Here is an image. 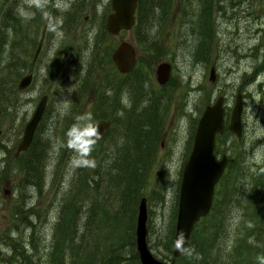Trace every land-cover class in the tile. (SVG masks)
Returning <instances> with one entry per match:
<instances>
[{"label": "rangeland", "instance_id": "obj_1", "mask_svg": "<svg viewBox=\"0 0 264 264\" xmlns=\"http://www.w3.org/2000/svg\"><path fill=\"white\" fill-rule=\"evenodd\" d=\"M21 3L22 0H0V38L7 37L0 49V165H3L0 167V257L9 253L7 235L19 237L21 246L25 242L23 247L32 255L33 264L47 260L62 192L75 188L78 168L89 169L77 166L75 153L66 147L64 119L88 114L92 122L103 111L112 122L115 114L123 117L130 110L143 118V122L146 116L149 120L151 116L156 117V122L157 118L160 120L155 149L145 164L144 182L138 181V197H145L148 247L158 258L168 259L163 234L171 222L174 200L176 208L181 166L203 106L216 95H222L227 123L234 94L239 91L241 136L236 139L226 133L222 140L216 137L215 153L243 155L245 165L264 162V0H172L166 15L164 8H160L153 17L152 29L157 36L145 46L136 44L133 27L117 34L105 31L103 22L110 9L109 0L106 3L105 0H47L43 8L25 5L32 14L29 19L18 15ZM175 3L179 14L175 12L177 18L172 20ZM8 6L14 19L4 37L3 14ZM52 7L57 12V26L31 65L33 45L45 13ZM64 15L73 19L68 27ZM27 32H33L29 38L26 35L28 42ZM120 40H130L136 49L134 68L127 75L118 72L109 57ZM48 59L56 66H45ZM162 60L170 64V70L168 79L159 84L154 78V67ZM210 64L214 68L213 80L208 79ZM28 70L32 72L31 82L18 89L19 76ZM102 78L105 86L101 87L98 83ZM102 88L107 89L105 94L112 101L100 104L95 110L94 98H89L103 92ZM43 92L49 95L47 120L43 128L34 131V136L35 144L38 141L39 149L45 154L40 157L34 176L30 170L28 176L24 165L27 150L17 157L12 153L27 115ZM254 94L260 95L259 104L253 101ZM152 103H156V110ZM105 140L96 143L92 154ZM25 180L32 183H24ZM3 189L7 192L3 193ZM97 191L95 224L100 228L94 230L101 239L95 241L99 254L112 245L128 244L134 223L131 231L127 229L129 235L123 236L129 213L125 215L126 208L111 209L107 197L106 203L101 198L107 191L102 188ZM79 195L76 192L77 198ZM135 214L136 209L134 215L130 212L133 222ZM23 219L31 220L32 226L24 227ZM30 232L33 247L22 240ZM115 233L121 234L120 239ZM124 249V263L133 264L129 245ZM0 264L9 263L2 259Z\"/></svg>", "mask_w": 264, "mask_h": 264}, {"label": "trees", "instance_id": "obj_2", "mask_svg": "<svg viewBox=\"0 0 264 264\" xmlns=\"http://www.w3.org/2000/svg\"><path fill=\"white\" fill-rule=\"evenodd\" d=\"M171 1L137 0L133 24V38L137 45L145 46L150 39H153L152 42L155 41L154 37L157 33H154L152 29L153 17L158 15L160 8H164L166 15ZM11 11V6H8L3 14L4 37L9 23L14 19ZM6 38H0V49ZM132 70L125 75L130 74ZM102 80L98 86H105ZM106 90L102 88L103 92L94 97L95 110L100 104L112 101V98L105 94ZM152 106L156 110V103H152ZM100 113L103 116L104 112ZM121 117L115 114L112 122L110 119V126L106 133L98 139L97 143L106 138L104 144L89 157L95 162V166L88 167L86 171L78 168L75 173L77 179L75 188L70 187L68 192H62L57 221L54 224L52 245L46 253L47 260L42 264L45 262L48 264H126L124 263L126 245H129V252L133 255V259L131 258L133 264H140L133 233L128 244L126 242L123 243L124 245L121 243L112 245L99 254L100 248L95 242L101 240L100 237L95 236L94 230L100 228V225L95 224L96 208L99 205L97 200L95 201L98 188L107 191L101 198H104L103 202L106 203L105 197H107L111 209L118 208L120 211L126 208L125 215L129 213L123 235L127 237L129 235L127 229L131 231L134 223L130 212L134 215L136 202L140 197H138L140 192L138 181L144 182L147 170L145 164L156 146L159 118L156 122V117L154 119L151 116L149 120L146 116L144 117L146 121L143 122V118L130 110ZM74 121L75 118L71 116L64 119L63 135L66 136L67 130ZM226 133L234 136L229 130H224L216 134L215 138L222 140ZM35 140L33 136L26 149L28 155L24 165L28 176V170L34 176L40 157H44L45 154L39 149L40 143L37 141L35 144ZM227 157L226 166L214 186L210 208L194 223L182 254L174 257L175 264H264V162L245 165L243 155L236 156L229 153ZM84 172L86 173L82 178ZM28 182L32 183V181ZM94 189L97 192L96 196L93 194ZM76 192H80L78 198L75 196ZM174 211L175 200L168 231L163 234V245L169 253V258L172 257ZM22 223L26 228L32 226L29 219H23ZM32 236L30 232L28 236L22 238L31 247H33ZM115 236L120 239L121 234L117 233ZM5 239L10 254L8 253L4 258L0 257V261L3 259L9 264L34 263L32 255L26 253L25 246L23 247L25 242L22 246L19 243V237L6 235ZM120 260L122 263H119Z\"/></svg>", "mask_w": 264, "mask_h": 264}, {"label": "water", "instance_id": "obj_3", "mask_svg": "<svg viewBox=\"0 0 264 264\" xmlns=\"http://www.w3.org/2000/svg\"><path fill=\"white\" fill-rule=\"evenodd\" d=\"M137 0H109L110 11L104 17V28L115 34L120 29L131 28ZM43 30L35 46L32 60L35 59L42 40ZM110 58L119 72H129L135 62V48L128 40H120L111 50ZM170 64L160 61L154 67V77L163 83L169 77ZM213 65L210 64L208 79L213 80ZM31 74H22L16 83L17 88H24L30 81ZM45 96H41L35 105L30 119L24 124L21 136L15 145L14 155L24 150L31 142L34 128L42 113ZM241 93L236 91L230 107L226 128L236 137L241 135ZM92 124L98 126L100 138L110 125L108 118L94 119ZM224 128L223 96L218 94L211 103L203 106L193 129L191 145L182 163L177 188V199L173 233L171 238V258L162 259L155 256L146 241V203L140 196L137 202L134 221V245L140 264H175L174 257L180 256L186 246L194 223L204 216L211 205L213 190L226 163L227 155L214 153L215 135ZM99 138V139H100ZM180 249V250H178Z\"/></svg>", "mask_w": 264, "mask_h": 264}, {"label": "clouds", "instance_id": "obj_4", "mask_svg": "<svg viewBox=\"0 0 264 264\" xmlns=\"http://www.w3.org/2000/svg\"><path fill=\"white\" fill-rule=\"evenodd\" d=\"M47 0H22V3L17 8L18 15L22 19L31 18V13L25 8H43ZM107 0H105V3ZM69 94L71 88L68 89ZM261 97L259 94H254L253 101L259 104ZM91 117L88 114L77 116L75 122L69 127L66 132V147L75 153L74 161L77 166L94 167L95 162L89 157L94 150V147L100 138V131L98 126L92 124ZM3 165H0L2 167ZM180 250V249H178Z\"/></svg>", "mask_w": 264, "mask_h": 264}, {"label": "flooded vegetation", "instance_id": "obj_5", "mask_svg": "<svg viewBox=\"0 0 264 264\" xmlns=\"http://www.w3.org/2000/svg\"><path fill=\"white\" fill-rule=\"evenodd\" d=\"M178 2V1H177ZM177 5H176V3H175V8H174V10H173V15H172V20L174 19H176L177 17L175 16V12L176 13H178L177 11V8H178V6L176 7ZM53 9H50V10H48V12L47 13H45V16H44V20H43V22H42V24H41V27H40V30H39V33H38V37H37V40H36V42H35V44L33 45V50H32V54H31V58H30V64L32 65L35 61H36V59H37V57H38V55L40 54V52H41V50H43L44 49V45H45V42H46V40H47V38L50 36V34H51V32H52V30H53V27H55V26H57L56 24H55V16L57 15V12L54 10V7H52ZM109 11H110V9H109ZM108 11V12H109ZM134 14H135V11H134ZM179 14V13H178ZM84 19H86V17L84 18ZM63 20H64V23H65V25L68 27L69 26V23L73 20L72 19V17H70L69 15H64L63 16ZM134 22H135V15H134ZM134 22H133V24H134ZM68 24V25H67ZM133 24H132V26H131V28L133 27ZM103 26H104V22H103ZM131 28H129V29H131ZM105 29V28H104ZM42 30H43V34H42V40H41V44H40V48H39V51H38V53H37V55H36V57H35V59H33L32 60V55H33V52H34V49H35V46H36V44H37V42H38V39H39V36H40V34H41V32H42ZM121 30H127V29H120L119 31H121ZM106 31V30H105ZM118 31V32H119ZM107 32V31H106ZM117 32V33H118ZM108 33V32H107ZM117 33H115V34H117ZM111 34V33H110ZM26 35H27V37L29 38L30 37V35L32 36L33 35V32H27L26 34H25V39H26V42H28V40H27V37H26ZM128 41H130V40H128ZM119 42V41H118ZM117 42V43H118ZM131 42V41H130ZM116 43V44H117ZM132 43V42H131ZM115 44V45H116ZM114 45V46H115ZM134 45V44H133ZM52 45L51 44H49L48 45V48H50ZM134 48H135V46H134ZM55 49H56V47L53 49V52H55ZM135 51H136V49H135ZM66 54V51H63V55H65ZM135 56H136V54H135ZM109 57H110V54H109ZM110 60H111V58H110ZM112 61V60H111ZM135 63V62H134ZM50 64L51 65H55L56 66V63L55 62H53V61H49V59H48V61L47 62H45V66H50ZM133 67H134V65H133ZM132 67V68H133ZM132 70V69H131ZM130 70V71H131ZM129 71V72H130ZM27 72H30V74H31V78H30V81H29V83L31 82V80H32V72L30 71V70H28ZM119 72V71H118ZM129 72H126V73H129ZM26 73V72H25ZM122 74H126V73H123V72H121ZM104 75V73L102 74V76ZM21 76V75H20ZM19 76V77H20ZM155 78V77H154ZM102 80V79H101ZM100 80V81H101ZM156 80V79H155ZM157 82V81H156ZM17 83V82H16ZM28 83V84H29ZM100 83V82H99ZM157 83H159V82H157ZM28 84L25 86V87H27L28 86ZM159 84H161V83H159ZM24 87V88H25ZM18 89H22V88H18ZM105 93H106V91H105ZM99 95V94H98ZM41 96H45V100H44V106H43V110H42V113H41V115H40V117H39V119H38V121H37V124H36V126H35V128H34V131L35 130H39L40 128H43V125L46 123V120H47V118L45 117V114H46V108L48 107V103H49V95L47 94V93H41L40 95H39V97H38V99L36 100V102H35V104H34V106H33V108H32V110H31V112H29V114L27 115V117H26V120H25V122L23 123V126H24V124L30 119V117H31V114H32V111H33V109H34V107H35V105L37 104V102H38V100H39V98L41 97ZM92 97L94 98V95L93 94H91V97L89 98V100H91L92 99ZM92 100H94V99H92ZM212 102V101H211ZM210 102V103H211ZM223 104H224V102H223ZM224 111H225V108H224ZM106 114L105 113H103V116L101 115V114H98V117H96L95 119H98V118H107V116H105ZM54 116H56V113H54ZM51 117H53V116H51ZM109 120H110V118H108ZM227 120H228V118H227ZM158 123H160L159 121H158ZM50 124L52 125V121L50 122ZM23 126H22V130H23ZM110 126V125H109ZM226 126H227V123H225V121H224V128H223V131L224 130H228L227 128H226ZM22 130H21V132H22ZM108 130V129H107ZM241 130H242V124H241ZM222 131V132H223ZM20 136H21V134H20ZM33 136H34V132H33ZM33 136H32V138H33ZM20 138V137H19ZM236 138V137H235ZM19 140V139H18ZM214 143H215V141H214ZM16 145V144H15ZM29 147V145L24 149V150H20L16 155H14L13 153H14V150H15V146H14V150H13V157H17V156H19L20 155V153H22L23 151H25L27 148ZM214 153H215V151H214ZM216 154V153H215ZM217 155V154H216ZM220 155V154H219ZM218 155V156H219ZM7 192V190L6 189H3V193H6Z\"/></svg>", "mask_w": 264, "mask_h": 264}]
</instances>
